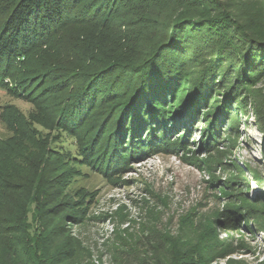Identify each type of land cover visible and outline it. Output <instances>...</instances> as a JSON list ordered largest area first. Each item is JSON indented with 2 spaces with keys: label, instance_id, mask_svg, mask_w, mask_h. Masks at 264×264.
Returning a JSON list of instances; mask_svg holds the SVG:
<instances>
[{
  "label": "trees",
  "instance_id": "1",
  "mask_svg": "<svg viewBox=\"0 0 264 264\" xmlns=\"http://www.w3.org/2000/svg\"><path fill=\"white\" fill-rule=\"evenodd\" d=\"M75 24L100 30L114 26L116 32L106 43L91 45L86 63L69 69L75 81L47 86L50 71L36 74L27 60L35 52L55 51L53 44ZM70 48L69 58L76 51ZM0 89L31 100L37 111L26 121L10 106L2 109L1 121L18 144L14 149L21 148L5 153L15 162L31 164L30 153L41 149L33 126L51 120L45 110L76 140L64 152L51 154L59 169L39 172L17 186L12 177L0 178V193L18 194L0 218V264H212L217 256L203 233L172 234L155 207L146 209L141 223L114 230L100 247L69 230V225L81 228L91 221L84 215L89 198L81 188L69 192V174L62 168L89 167L108 178L120 174L126 166L114 156L121 158L125 151L126 129L139 142L144 131L150 134L146 142L156 152L174 151L190 132L191 114L207 111L213 101L206 143L217 139L216 129L237 105L247 114L249 105L262 137L264 166V0H0ZM220 93L223 99L217 98ZM102 110L108 112L106 121H101ZM89 119L99 127L89 129ZM105 126L116 129L118 140L110 147ZM0 145L1 151L6 148ZM138 145L128 156L145 157ZM42 147L32 162L36 168L47 156ZM119 165L123 168L114 172ZM250 180L263 188V175L254 172ZM235 184L249 187V178ZM252 201L263 206L264 191ZM256 215L248 214L258 220ZM233 216L238 224L248 218L240 212Z\"/></svg>",
  "mask_w": 264,
  "mask_h": 264
},
{
  "label": "rangeland",
  "instance_id": "2",
  "mask_svg": "<svg viewBox=\"0 0 264 264\" xmlns=\"http://www.w3.org/2000/svg\"><path fill=\"white\" fill-rule=\"evenodd\" d=\"M99 30L96 25L75 24L67 27L58 42L53 44L56 50H49L48 53L35 52V57L29 56L27 60L28 68L36 69L32 71L36 74L50 71L47 86L59 88L64 85V81H75L76 76L69 72V69L86 63L91 45L106 43L116 32L114 26L100 30V34ZM70 47L76 50L74 54L77 58L74 54L69 58ZM188 87L189 85H185L183 90ZM217 98L223 99V93ZM45 101L42 106L48 104V101ZM7 105L21 114L26 121H30L33 115L37 114L31 100L22 96H10L7 91L0 89V114ZM213 106L214 101L207 111L200 110L191 114L188 120L190 125L186 124L190 132L185 137L184 144L174 151L159 149L156 152V149L148 146L150 144L146 142L150 134L144 131L139 142L133 140L126 129L123 136L126 139L124 147L127 152L121 153L122 159L117 154L114 156L115 159L118 158L116 163H122L126 167L112 178L94 172L89 167L72 168L65 165L66 168L62 169L65 175L69 174V192H73L72 189L84 190L83 197L89 198L84 215L91 219L81 228L69 225V230L80 233L82 237L86 236L91 244L100 247L106 239L111 238L114 230H123L128 225L132 227L135 223H141L146 209L155 207L162 216L160 223L172 234H190L189 236L194 237L198 235V231L202 232L204 243L207 247H212L217 256L212 264H264V205H257L252 201L257 194L264 191V185L261 189L250 180L254 172L264 176L260 153L262 137L254 125L250 106L247 107L250 111L247 114L239 104L219 131L216 129L217 139L206 143L209 136L205 132L210 124L206 117ZM45 111L51 120L47 119L33 126L40 136L38 137L42 139L41 149L44 145L47 155L38 168L32 162L38 161L42 154L41 149L30 153L31 164L24 161L15 162L7 156L9 152L19 151L21 148L14 149L15 145H18L13 141L14 133L2 123L0 117V143L3 142V147H6L2 151L0 149V178L12 177L13 184L17 186L22 181H32L39 172L47 173L60 168L59 162H56L57 158L51 154L54 151L64 152L68 147L74 146L76 140L65 135L57 127L52 118V111ZM102 111L101 121H106L108 112ZM149 122L150 119L145 120L146 124ZM95 124L97 123L93 120L91 122L90 119L86 122L91 130L99 127ZM104 129V139L108 146L115 139L118 140L117 137L114 138L116 129L107 126ZM57 143L64 146L59 148ZM178 144L180 145L179 142ZM137 145L145 149V157L128 156ZM6 152L8 153L5 154ZM123 157H126V160H123ZM121 167L123 168V165L116 166L114 172ZM243 177L249 178V187L233 186ZM232 188L236 190L233 191ZM88 190L90 197L86 192ZM16 197V192L8 193L3 190L0 193V218L7 213L9 202ZM254 211L258 220L248 216ZM234 212L245 214L248 218L240 224L233 222Z\"/></svg>",
  "mask_w": 264,
  "mask_h": 264
}]
</instances>
